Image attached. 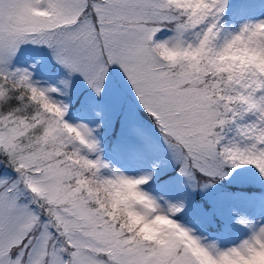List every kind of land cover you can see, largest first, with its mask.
I'll return each instance as SVG.
<instances>
[{"label": "snow or ice", "instance_id": "obj_1", "mask_svg": "<svg viewBox=\"0 0 264 264\" xmlns=\"http://www.w3.org/2000/svg\"><path fill=\"white\" fill-rule=\"evenodd\" d=\"M106 95L182 186H264V0H0V264H264V207L198 230L66 118Z\"/></svg>", "mask_w": 264, "mask_h": 264}, {"label": "rangeland", "instance_id": "obj_2", "mask_svg": "<svg viewBox=\"0 0 264 264\" xmlns=\"http://www.w3.org/2000/svg\"><path fill=\"white\" fill-rule=\"evenodd\" d=\"M73 88L81 93L87 92L86 85L79 76L75 77ZM78 107V104L75 108L73 107V111L66 118L72 122L77 120L86 121L91 126L99 124L100 127L96 129V134L100 142L102 138H110L116 143L118 152L121 153L122 151L129 150L125 158H121L118 153L109 156V154L102 152V158L110 164H114L129 174H136L146 170L152 171L153 177L162 169L172 166L166 158L167 153L164 146H156L155 141L158 139V130L156 128V130L148 128V124L139 119V108L136 109L133 122L141 127L144 134L142 140L132 136L129 132L127 121L130 117V108L127 103L117 101L111 96L106 95L103 99L93 101L91 108L82 114L76 113L75 109ZM92 109L98 111L99 115L95 114ZM151 125L155 127L154 123ZM156 161H158L156 167L152 168L151 165ZM182 185L183 181L181 177L174 170L168 179L162 178L160 181L153 182L151 185H148L146 190L153 195H159L165 199L174 200L177 197H183L186 200V208L183 210L182 215H180V219L198 230L206 228L209 232H219L221 228L229 226L226 223V221H229L230 226H235V228L230 233H226V235H233L237 230V234H240L243 230L239 225L232 223L230 209L248 208L259 213L262 207H264V193L258 195L255 192L244 194L227 192V195H220L215 184L206 189L200 188L214 204V207L206 210L202 205L192 203L191 201L196 188L193 189ZM224 192L222 191V193ZM221 219L225 220V222ZM212 228H215V230L213 231ZM217 228L219 229L217 230Z\"/></svg>", "mask_w": 264, "mask_h": 264}, {"label": "trees", "instance_id": "obj_3", "mask_svg": "<svg viewBox=\"0 0 264 264\" xmlns=\"http://www.w3.org/2000/svg\"><path fill=\"white\" fill-rule=\"evenodd\" d=\"M76 105H75V107H76ZM139 119L141 121H145L144 123L148 124V126H149L148 128L156 130L155 127H153L151 125L154 123L153 120L141 109H139ZM101 148H102V152L105 154H109V156H113L112 154L118 153L121 158H125V157H127L128 153H129V150L122 151L121 153L118 152L117 151L118 148H117L116 143L114 141H112L110 138H107V139L102 138ZM152 159L154 160V158H152ZM174 170L175 169L172 166H170V168L162 169L160 172H158V174H156L152 178V180L149 182V185H151V183H153V182L160 181L162 178L168 179ZM216 185H217V191L220 195L221 194L227 195V192H230V193L237 192L240 194L249 193V192L254 193L255 192L258 195H262L264 193V186L252 185V184L245 185V184H240L238 182H235L233 180H224V181L217 183ZM221 190L225 191V192L222 193ZM191 201H192V203L202 205L206 210L214 207V204L212 203L211 199L207 196L206 193H203L200 190V188H196V191H195ZM221 220L223 222H225V220H223V219H221ZM226 223L230 226L229 221H226ZM233 228H235V226H230L231 231L233 230ZM218 229L219 228H217V230ZM212 230H215V228H212Z\"/></svg>", "mask_w": 264, "mask_h": 264}]
</instances>
